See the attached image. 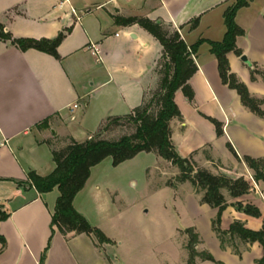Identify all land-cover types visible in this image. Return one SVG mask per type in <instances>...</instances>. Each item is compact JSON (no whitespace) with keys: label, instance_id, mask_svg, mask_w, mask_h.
Wrapping results in <instances>:
<instances>
[{"label":"crops","instance_id":"1","mask_svg":"<svg viewBox=\"0 0 264 264\" xmlns=\"http://www.w3.org/2000/svg\"><path fill=\"white\" fill-rule=\"evenodd\" d=\"M257 1L262 5L258 11L252 10L250 3L235 16L236 24L245 33L236 38V47L248 64L234 52L226 58L230 72L250 95L264 100V0ZM230 3L231 0H0V25L14 39H53L70 29L57 47L59 59L34 49L21 51L10 41L0 40V264H39L45 249L44 264H142L138 260L107 259L109 246L100 247L92 235L52 232L58 190L39 194L23 183L29 171L47 176L54 170L53 150L64 148L70 140L82 143L105 134L100 132L102 123L107 118L130 114L157 82L162 47L139 25L117 24L114 17L162 22L177 30L190 47L198 39H223V14ZM194 20L197 26L190 29ZM92 45L97 47L98 55ZM194 62L197 70L188 80L192 99L181 90L174 94L180 118L169 123L171 142L177 154L195 170L233 180L242 178L250 186L246 194L238 197L221 190L226 206L220 230L226 232L232 223L240 222L247 230L260 231L264 182L253 180L254 173L243 158L264 161V121L241 104L234 90L221 83L217 61L207 43L199 47ZM251 70L262 74H255L252 80ZM214 122L221 128L219 136ZM141 154L153 157L158 167L155 175H159L161 158L152 152L139 153L116 167L111 158H106L91 168L72 205L92 227L97 228L91 221V203L100 211L108 200L102 184L93 177L94 170L103 164L119 168ZM186 184L189 187L181 200L185 209L195 212L194 217L208 211L212 224L217 208L201 203L202 192H196L190 182H181L177 190L169 192L175 197ZM239 204L253 206L260 217L245 214ZM181 228L194 229L199 239L196 248L208 253L197 226ZM212 236L215 247L231 256L248 254L251 264L262 258L258 242L226 235L222 246L214 230ZM205 261L196 259L194 264Z\"/></svg>","mask_w":264,"mask_h":264},{"label":"trees","instance_id":"2","mask_svg":"<svg viewBox=\"0 0 264 264\" xmlns=\"http://www.w3.org/2000/svg\"><path fill=\"white\" fill-rule=\"evenodd\" d=\"M251 1L231 0L230 5L223 14L225 33L221 41L212 42L200 39L190 47L185 44L177 30L162 22L156 23L146 18L137 17H114L117 24L139 25L152 35L162 47L157 68L158 87L149 100L144 96L141 105L133 109L130 114L121 118H107L100 129V132L107 133L111 131L113 125L128 122L135 127L134 132L131 134L123 135L114 141L103 138L105 134H98L82 143L70 140L64 148L52 151L55 168L49 175L39 176L34 171L27 173V182L23 184L34 188L37 193L45 194L54 189L59 192L51 217L52 232L58 230L62 235L70 232L92 235L99 243H108V239L104 234L98 228L92 227L74 209L73 199L84 187L90 176L91 168L104 159L111 158L112 166L116 167L134 158L139 153L152 152L180 169L179 181H188L196 192H202L201 203L217 208L218 213L212 222V227L222 246L225 244L224 237L229 235L230 237L236 236L244 242H258L264 252V218L262 229L257 232L245 229L240 222L232 223L226 232L221 231L219 228L220 215L226 206L221 190L225 189L231 196L238 197L249 191L250 186L248 183L242 178L233 180L225 176H213L203 170L196 171L192 175L193 169L189 161L182 159L174 149L169 127L172 119L180 118V112L174 102V94L181 90L185 97L189 100L192 99V91L188 85V80L197 70L194 55L203 43L209 45V51L217 61L221 83L234 90L239 96L241 104L264 121V111L259 108L261 101L253 98L247 87L230 72L226 58L229 52L241 56L240 50L236 47V38L243 36L244 31L236 24L235 16L239 9L248 7ZM196 26L197 20H194L190 24V29H194ZM69 32L70 29H67L53 39H14L10 34L4 33L3 27L0 25V40L10 41L13 46L21 51L34 49L59 59L57 47ZM255 74L262 73L251 70L252 80L256 79ZM214 124L216 134L221 135V128L216 122ZM42 125L45 126L46 122ZM229 149L234 152L230 146ZM243 161L253 171V180L264 182V161L249 157H244ZM238 207L242 208L247 215L260 217L259 211L253 206L239 204ZM187 233H190L188 247L194 250L199 242L198 235L191 229H188ZM0 241H2L1 237ZM46 251L47 249L42 254L39 264H44ZM193 256H195V253ZM192 257H190L188 264H193ZM204 260L214 261L210 255L204 256ZM256 264H264V255Z\"/></svg>","mask_w":264,"mask_h":264},{"label":"rangeland","instance_id":"3","mask_svg":"<svg viewBox=\"0 0 264 264\" xmlns=\"http://www.w3.org/2000/svg\"><path fill=\"white\" fill-rule=\"evenodd\" d=\"M251 3L252 10L258 11L262 7L257 0H252ZM158 81L159 77L152 89L147 91V100L157 90ZM259 101H261L259 108L264 111V100ZM134 129L133 124L122 122L113 125L111 132L105 133L103 138L114 141L123 135L131 134ZM153 161L152 156L141 154L135 160L119 168L114 169L103 164L93 172L94 179L102 184L105 197L108 198V202L105 199L107 206L100 211L91 203L94 214L91 219L92 224L103 234L104 230L112 238L109 239L104 234L108 243H99L93 236L100 247L104 244L109 246H106L107 259L112 261L114 259L138 260L142 264H183L186 260L188 264L190 257L195 253L192 257L193 264L196 259L204 260L206 255H210L222 264H251L248 254L236 258L215 247L212 236L213 227L209 222L210 213L200 211L194 217L195 212L189 213L181 202L189 185L186 184L185 188L175 197L169 192V190H177L181 183L179 181L180 169L174 166V170L165 160L161 159L159 175L156 174V177L155 171L158 167ZM192 169V175L200 170H195L193 167ZM221 222L222 213L219 220L220 229ZM189 224L198 227L200 240L208 253L196 248L198 243L194 250L188 247L190 233H187V230L191 229L194 232V229L181 227ZM203 264L216 263L207 260Z\"/></svg>","mask_w":264,"mask_h":264},{"label":"built area","instance_id":"4","mask_svg":"<svg viewBox=\"0 0 264 264\" xmlns=\"http://www.w3.org/2000/svg\"><path fill=\"white\" fill-rule=\"evenodd\" d=\"M71 12H72V14L75 13V11H74L73 9H71ZM91 48L93 49V51H94V53H95L96 55L99 54V51H98V49H97V47H96L95 45H92ZM98 59H100V58H98Z\"/></svg>","mask_w":264,"mask_h":264},{"label":"water","instance_id":"5","mask_svg":"<svg viewBox=\"0 0 264 264\" xmlns=\"http://www.w3.org/2000/svg\"><path fill=\"white\" fill-rule=\"evenodd\" d=\"M240 60H241L242 62H244V63H247V64H248V60H247V58H246V56H245V55H241V56H240Z\"/></svg>","mask_w":264,"mask_h":264}]
</instances>
